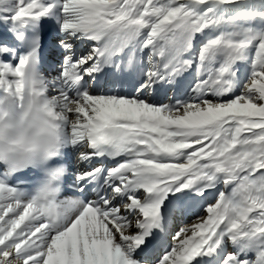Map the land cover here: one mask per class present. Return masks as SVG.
<instances>
[{
    "label": "snow or ice",
    "instance_id": "snow-or-ice-1",
    "mask_svg": "<svg viewBox=\"0 0 264 264\" xmlns=\"http://www.w3.org/2000/svg\"><path fill=\"white\" fill-rule=\"evenodd\" d=\"M0 22V105L41 97L101 161L63 199L0 173V264H264V0H0Z\"/></svg>",
    "mask_w": 264,
    "mask_h": 264
},
{
    "label": "clouds",
    "instance_id": "clouds-1",
    "mask_svg": "<svg viewBox=\"0 0 264 264\" xmlns=\"http://www.w3.org/2000/svg\"><path fill=\"white\" fill-rule=\"evenodd\" d=\"M65 119L41 97L27 96L23 108L10 97L0 105V165L11 174L37 170L38 190L62 191L68 167L53 161L63 159L67 150Z\"/></svg>",
    "mask_w": 264,
    "mask_h": 264
},
{
    "label": "bare ground",
    "instance_id": "bare-ground-1",
    "mask_svg": "<svg viewBox=\"0 0 264 264\" xmlns=\"http://www.w3.org/2000/svg\"><path fill=\"white\" fill-rule=\"evenodd\" d=\"M43 27L45 29L51 30V34H52V36H51L52 37L51 53H53V55L51 56V60L55 61L56 63H55V67L53 66L54 68H51L50 70H46V68L49 67L50 63L49 62L47 63V61L43 62V64H45V65L48 64V65H46V68L44 70L41 69V71L45 74V76L49 80H52L55 77H57V75L61 71V64H62L64 53L61 50V48L59 47V41L62 39V37L58 33L55 21L44 20V21H42L41 29ZM0 30H1L0 31V45H7L10 47H16L15 44H17V43L14 39V36L8 31V26L4 25L2 22H0ZM86 50H87L86 45H85V48L82 49V48H80V45L77 44V52L86 51ZM0 59H3L4 61H10V57L8 55H4L3 57H0ZM15 62H18V61H15ZM107 73H110V72L106 70L105 74H103V76L101 77V79H103L105 81V83H107V79H108V77H105L107 75ZM186 75H187V80H184L182 78V80L179 82V87L177 88V93L182 91L183 88L187 85L188 81L192 79L191 75H188V74H186ZM65 153H66V156L68 158L64 163L68 167V176H67L68 180H66V183L64 184V186L62 188V193H61L62 199L65 198L66 196L72 194L73 189L71 188V184L73 182L75 173L77 171L87 169L88 167H95L96 166L93 164L89 166V165H86L84 163H81L78 160V153L75 149L68 148L65 151ZM113 164H114V162H112L110 165H108L106 167L113 166ZM206 195H207V201L208 202H214V199L216 196V190H209V192ZM198 210H199L198 208L194 209L191 214H187V215H184L182 217H178L176 222L173 225L172 231L175 232L181 226L186 225V224H190L191 221L194 219V216ZM201 214L206 215V213H201Z\"/></svg>",
    "mask_w": 264,
    "mask_h": 264
}]
</instances>
